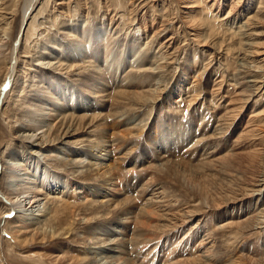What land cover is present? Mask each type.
I'll list each match as a JSON object with an SVG mask.
<instances>
[{"label":"bare ground","instance_id":"1","mask_svg":"<svg viewBox=\"0 0 264 264\" xmlns=\"http://www.w3.org/2000/svg\"><path fill=\"white\" fill-rule=\"evenodd\" d=\"M115 1L116 0H114V2ZM120 1L121 0L118 2ZM200 1L201 0H189V2H185L186 4L183 8L189 15L187 19L185 18V24L197 29H201L203 26L207 25L199 18L201 10L198 9L197 4L199 5ZM211 1L214 2L210 4L209 7L207 6L209 9V15L210 10H214L215 8L219 9V7H216L218 6L216 5V0H210V2ZM232 1L233 2L231 3V6L229 5L226 15L222 19V22L223 20H227L224 23H228L230 26L234 24L237 16L243 12L242 10L239 11V8L241 7L240 0L236 1V3L235 0ZM17 2H19L18 11L21 13L20 15L22 17L20 30H18L19 34L17 35L16 33V35H13V32L11 31L12 26H10L11 23H7L8 28H3L1 30L2 34H0L2 37L0 39V64L3 65L1 68L3 67L2 69L5 70L4 76L1 73L3 80L0 83V103L4 101L6 97H8L7 95H9V92L13 91V86L14 84L18 83L17 81L20 80L19 78H21V75L24 77L23 71L25 69L23 66H21L22 64L17 58V52L20 50L18 46L20 45L26 20L30 17L31 12L39 1L18 0ZM71 2L64 3V1H62L59 2V4L54 5V9L59 11L57 12V15H59V17L61 16L62 18H65L67 20H65L66 23L70 22L71 18L79 16L76 13V9H73V11L70 10ZM118 2H116V4ZM202 2H204V0H202ZM122 3L119 5V8L121 5H124V2ZM111 4L109 7H111ZM60 9H62L63 12H61ZM105 14H107V12ZM36 17L37 16H34L33 19H36ZM114 18L115 16H108L106 19V24L108 27L112 26V24L115 26ZM213 19H215V16ZM72 21L71 24L75 23V21ZM61 24L64 23L61 22ZM64 26L66 25H63V27ZM86 26L84 25L81 27V31L79 33L77 32L78 35L73 34V30L69 31L71 28H75L77 26H67L68 28H65L66 30H63V27H56L57 31H61V34L64 33L63 35L66 36L65 38H67V40L68 38L73 39V41L70 40L72 43L70 41V43L68 42L69 45L62 46L59 42H47L46 40H49L50 34L48 33L49 31L45 32L43 30V38L46 40L39 46L34 45L31 46L32 49L29 48L30 50L35 49L33 56H30L29 53H25L30 57L39 55L38 61L42 60L45 54L51 55L52 58L48 57L47 59H51V61H47L45 64H42L47 65L48 67L46 66L44 68L41 66L42 68L39 70L40 76L38 75L39 78L33 74L36 73V70L34 69L35 67L30 66L28 70L29 72L31 71L29 73V75H31L30 77L25 76L26 79H28L27 81H33L37 78L38 83L41 85L36 83L33 85L32 90L27 91L28 93H25L24 90L20 91V96L17 95L18 97H15L14 100L18 103H15L16 106L14 105L13 108L17 109V111L22 116L20 121L21 124H19L20 130L18 131L17 135H15V138H19V140L24 145H26V147H23V151L19 152L22 153L21 160H14V162L3 160L5 164H1L0 160V197L4 200L1 202L2 204L0 203V206H4L7 201L9 207L7 213L0 214V216L3 218L12 212L11 215L7 216L12 217L10 222L12 223L14 229V236H17L18 240L28 243L29 241H26L25 239L21 240V238L26 236L27 233H33L31 235L32 238L37 236L39 233L42 240L46 239L47 241L59 240L63 237L66 238L70 235H73L74 228L72 227V229L70 227L71 225L69 227H55L53 221L56 219L57 214L60 213L58 212L59 209L70 211L79 208L88 212L93 211L94 214L97 213L96 215H113L115 219V222L113 223H93L92 229H89L86 237H83V241L77 246L79 249H82V252H79L80 254L77 256V260H74L72 257L67 258V260H69V264H182L183 262H185V264L186 262L189 264H201L202 262L209 264L213 263V261H217V254L214 252V249H205L204 245L206 243L204 245L202 244L194 247L201 237L200 227L197 226L195 229L192 228V231L184 230V223H189L191 219H194V216L192 213L182 212L181 214L175 210L173 211V204H170L169 201L165 199V187L157 183L155 184L154 180L151 179L150 181L144 180L139 184L136 183V188H134V186L129 182V184L125 185L124 188H119V181H122V179H120L121 177L118 178V170L113 164H111V161H114L115 159H113V157L117 155V152H119V148L121 146L117 144L115 139H111V137L108 135H100L98 139L92 140V142L90 141L91 143L89 142V144L86 145H81V142L76 143L77 140L73 142L69 141L75 138V135L80 129L82 123L85 124L88 122V119H86L85 116L89 110L93 109V106H91L89 109L88 107H90V104L94 99L97 100V103L102 106V111H104V113L102 112L101 115H98L95 118H103L106 116L109 119L118 120L120 117H126L123 119L124 121L126 120V124L121 121L123 123L122 126L130 130L129 133H132L135 129H139L138 127H142L144 119L141 118V114L139 113L141 112L140 109H138L137 111L139 112L136 111L133 116L127 114L130 113L131 110V108H129L130 106L128 105L129 102L138 100V103L142 101L141 99H144L143 102L140 103L143 105L142 107H144L145 103H148L152 99L156 98L158 99L157 102L160 105L167 107L171 105L169 102L171 95L174 94V92L179 91L177 83L169 84L166 79V75H162V69L165 67L164 65L167 62L165 56L163 57L164 59H162V56L165 54L162 55L161 52L159 55L157 54V56L155 54H151V57H153L151 59L147 58L151 53H149L151 42L153 39L155 40L158 35H160L159 33L156 34L157 31H155L154 35L152 33V39L150 38L146 42V45H148L147 52L145 51L146 49H140L142 45L139 47L136 44L137 40L132 39V43L129 42L126 44V50L128 53L132 54V57L134 56L133 58L130 56L131 58L128 61L132 63L129 64V62L123 60L124 58L122 59L121 56H124L127 53L122 54V50H117V53L114 52L113 50L115 47H111L112 42H110L111 46L106 44L111 41L110 39H106L104 43V28H102L103 30L101 29L102 31L99 28L90 30ZM99 27L101 28V26ZM245 27H248V22L238 25V32L236 35H233V37L241 35ZM111 28L112 27H110V29ZM30 30V33H26L25 44L26 42H30L34 39L28 40V37L30 39V37L37 33L36 29L31 28ZM104 33L106 34V32ZM263 33L264 32L254 33L251 36H262ZM195 37L198 44L201 45L203 43L201 45L203 48H210L213 50L210 41L204 39L201 33L199 35L195 34ZM93 41L99 42H96L93 45ZM6 42H10L7 49L5 47ZM55 45L58 47L55 48ZM249 46L251 47H249L250 50L247 52L246 56L252 60L255 59L257 63H263L264 43L253 42V45L249 44ZM53 48L55 51L51 52L50 50ZM57 53L59 55H57V57L54 59L53 56ZM60 55L62 56L59 59L58 57ZM157 58H159V61H162L163 63L154 66L155 60ZM52 59L56 60V62L54 63ZM44 61H46V58ZM77 62H82L85 65L82 67L81 65H78ZM27 63L28 62H26V64ZM26 64H24V66H26ZM166 67L164 69H166ZM73 72H75L77 80H73V82H71L69 80L72 78L71 74ZM185 75L186 73L181 70V78H184ZM201 75L204 78L205 72L202 71ZM254 83L256 82L254 81ZM29 85H32V83L29 82ZM204 85L205 91L209 93V103L212 104L213 102L215 104V97L222 94L220 99H223V105H219L220 113L216 114V117H218V121H220V125L218 126L220 127L219 130L223 131V134L227 133L232 138L230 141H228L230 143H227L229 150L225 155L219 157L217 155L218 149L215 150L216 147L209 144L210 139H212V135H214L213 137L216 136L215 138L219 139V133L217 134L219 130L216 133L214 132V134L210 135V137L200 138L201 140L197 139L199 136H196L195 140H192L188 145L185 146V149L190 153L191 158L199 157L200 162H202L203 159H208L212 156L214 159H210L211 161L208 159L209 161L205 163V167L208 165L210 167L213 166V168H215L214 166L221 167V169L226 168V164H229L226 161L234 163L237 162L240 165V161H245L248 159L252 148H254L251 142L252 139H250V137L252 136L253 138H256L258 135L256 132H254L256 127H253L249 122L250 117L248 119V117H246L247 113L245 114V106L247 105L248 100L245 101L244 98L239 97L240 94L238 95L236 92H234L235 90L232 92L230 87L232 88L233 86L227 85L224 87L222 82L217 81V79L210 80L208 77L207 79H204ZM204 85H202V87ZM196 86L197 83L194 84V86H190L187 93L189 94L193 92L191 94H194V87ZM161 88L167 90L163 92ZM110 90H115L113 98L111 97ZM31 92H34L35 94L31 95ZM83 93L86 96L89 95V97L87 98L86 96H82ZM145 98L148 99L145 100ZM110 101L112 103H110ZM191 101H189V103ZM3 104L4 102L2 105ZM117 108L118 110H116ZM247 109L250 108L248 107ZM77 111H80L84 115L77 114ZM1 113L2 112H0V114ZM2 115L3 114H1L0 117H2ZM95 118L92 117V120ZM154 121L156 122V120ZM3 123H5V127L8 126V123L5 121ZM78 124L80 126H78ZM215 124L217 125L216 122ZM85 126H88V123ZM151 126L152 127L149 126L148 131L151 132L152 137L147 139L145 142V146L142 149L144 153L141 154L139 158L135 156V158L130 159V161L127 163L124 162V164L129 165L130 167L133 166L134 163L143 166L145 164L152 165V168L156 169L157 171L168 175L170 174L174 178L180 179V181H182L183 185L186 186L189 191L198 195L200 202L205 203V200H207L206 202L209 201V205H214L215 203L210 199L208 193L206 192V188L204 187V189L202 184H200L197 179V182H193L194 179L191 180L188 176L179 171L182 169V171L186 170L188 166H184L185 163L182 165V163L179 164L172 161V158H176L178 155H180V153L182 157L183 149L180 150L179 146L181 141L191 138V133H185L182 130L183 128L181 129V127H179L180 125H174V127H172L170 123L167 125L165 130H163V127H159L158 130H154L156 129V125L155 127L154 125ZM192 126L193 124L189 127H184V130L185 128H188L190 129V132H192ZM123 133L125 134V132ZM158 134H160L161 137H158ZM236 134L237 136L234 137ZM113 136L115 137V135ZM161 138H163V140L167 139L170 143V146L165 147L167 150L162 154H156V157H152L153 154L149 155L150 150L156 151L159 147H163V145L166 144L160 141ZM196 140H198L197 143L200 144L198 147L197 145L191 144ZM188 141L190 140L188 139ZM70 145H75L74 147H78V145H80L81 147H79L80 149H73L70 147ZM86 147L88 148L85 149ZM44 148H46V152L50 153L48 158L49 160L53 161L54 164H59V166L61 165L62 167H66V169L69 168L72 173L81 170L80 174L83 178L82 180H84L82 182L84 183L76 181L74 183L65 177H62V175H58L53 169L54 167L49 166V164L46 162L45 156L42 154V149ZM177 149L179 150L174 156L173 152ZM128 155L129 154L124 153V155H121L120 157L125 159ZM145 160H149L148 163H144ZM153 162H157V165ZM200 164H195V166L197 165V167H199L198 165ZM4 165L5 167H3ZM1 168H5L3 174ZM189 176L191 177L192 175ZM253 185L255 187L257 186L258 188L255 190L251 189V192H246L245 194L242 193L238 197H231L227 199L225 202L227 206L218 211V213L221 214H217L216 218L237 219V222L241 221L240 223L247 222L251 219L256 222L254 229L259 228L258 224L262 222L264 223V209L258 212L262 216L255 218L256 216L252 214L254 212L252 203L254 201L253 197L257 196V194L261 192V188L264 189V179H257V181L254 180ZM134 189L137 190L135 191ZM78 191L79 195H76ZM133 191H135V194H137L139 197L143 194L145 196L141 200L138 197L135 198V196H129V194L132 195L134 193ZM61 199L65 200V203L58 204L56 201ZM218 205H216V207H219ZM1 213H5V211ZM62 219L64 218L62 217L61 220ZM61 220H59V217L57 218L58 223ZM33 225H36L38 229L34 228ZM229 225L230 224L228 222L219 226V228H227ZM143 228H147L148 230L150 229L151 232H154L155 235H157V238L155 239V243H152L154 240H150L149 238V241L146 243L147 245L145 244L146 246L149 244V247L145 248L144 245L142 250L136 252V250H133L132 248V242H134L133 239L137 237ZM169 233L172 236H169ZM173 237H175V239ZM20 241L18 242L20 243ZM177 244H180L178 248L176 246ZM187 246L191 247L189 248V251H195L194 248L197 247L195 252L200 253V255H198L199 258L196 255L198 259L189 258L188 256L183 258V260L179 259L184 255L183 251L185 249L188 250ZM189 251L188 253H190ZM58 259L59 261L62 260V258ZM65 259L62 261H65Z\"/></svg>","mask_w":264,"mask_h":264},{"label":"rangeland","instance_id":"2","mask_svg":"<svg viewBox=\"0 0 264 264\" xmlns=\"http://www.w3.org/2000/svg\"><path fill=\"white\" fill-rule=\"evenodd\" d=\"M17 1L18 0H0V32H1L0 34H2L1 30L3 28L6 27L8 28L7 23L8 24L11 23L10 26H12L11 31L13 32V35H16V33L17 35L19 34L18 30H20L22 17L20 15L21 13L18 11L19 2ZM38 1L39 2L35 5L33 11L30 14V17L26 20L25 27L23 28L25 33L22 31L23 34L21 37L20 45L18 46L20 50L17 52V58L19 62L22 64L21 66H23V68L25 69L24 71L22 70L24 72L23 73L24 77H22L23 75H21V78H19L20 80L17 81L18 83L14 84L13 86L14 92L13 91L9 92L8 93L9 95H7L8 97H6V99H4V101L0 103V108H1L0 112H2L1 114H3L2 117H0L1 164H5L4 161L14 162V160L15 161L21 160L22 153L19 152L23 151V147L24 148L26 147V145H24L19 140V138H15L16 137L15 135H17L18 131L20 130L19 124H21L20 121L22 119V116L17 111V109L13 108L14 105L16 106L15 103H18L15 102L14 100L15 97L20 96L19 93L20 91L24 90L25 93H28L27 91L32 90L33 85H35L36 83L41 85L40 83H38L37 78H36L37 81L35 79L33 81H27L28 79H26V77L27 76L30 77L31 74L29 75V73L31 71L29 72L28 69L30 68V66H33L35 67L34 69L36 70V73L33 74H35L36 77L39 78L40 76L39 70L42 67L45 68L47 66L42 64H45L47 61L48 62L51 61V59L50 60L47 59L48 57L52 58V56L48 54L44 55L46 61H44L45 60L44 57H43L44 59L42 58V60L38 61L39 55H35V57H30L33 56L34 55L33 53L35 52V49L30 50L32 49L31 46L34 45L39 46L41 45L42 42L46 40L45 38H43L44 31L45 32L49 31L48 33L50 34L49 40L48 39L46 40L47 42H52V43L59 42L61 43L60 45L62 46V45H69L70 42L72 43L73 39L68 38L67 40V38H65L66 36L63 35L64 33L61 34V31H57L56 27L61 28L63 27V25H66L63 27V30H66L65 28H68L70 26H77L69 30V31L73 30L74 32L73 34H77V32L79 33L81 31V27H83L84 25L85 26L87 25L86 27L89 28L90 30H94V28H99L101 30L102 28H104V30L102 29L103 35L105 36L103 37V39L105 38L103 40L104 43L106 39L108 40L110 39L111 41H109V43L106 44H108V46H111L110 42H112L111 47H115L114 50L112 49L114 52L117 53V50L118 51L122 50L123 52L122 54L127 53L126 54L127 56L121 55L122 59L124 58L123 60L125 61H128L132 57L131 56L132 54L128 53V51L126 50L127 48H125L127 43L129 42L132 43L131 42L132 39L137 40L136 44L139 47L142 45L140 49L141 50L146 49L145 51L147 52L148 45H146V42L154 35L155 31H157L156 34L159 33L160 35H158V37L155 40L153 39V41L151 42V45L149 47V53L150 52L151 53L150 54L147 53L149 54L148 55L149 57L147 58L151 59L153 57V56L151 57V54H155L157 56V54L159 55L160 52L162 55L165 54L162 56V59H164L163 57L165 56L167 62L165 63L164 66L167 67L166 69H164L165 67L162 66L163 67L162 75L163 74L166 75V79L169 82V84L177 83L179 88L178 89L179 91L174 92V94H172L171 97L169 98L170 99L169 102L171 105L167 107L162 106L157 102L158 99L156 98L152 99L148 103H145L144 107H142L143 105L140 104L141 102H143L144 99H141L142 101L138 103H137L138 100H133L129 102L128 105L130 106L129 108H131V110L130 113L127 114L133 116L134 113H136V111L140 109L141 112L139 111L137 112H139L141 114V118L144 119V123L141 127L142 129L138 127L139 129L137 130L135 129L134 132L129 133L130 130L122 126L123 125L122 122L126 124V120L125 121L123 120L126 117H120L118 120L109 119L106 116H104L103 118H95L96 116L101 115L102 112L104 113V111H102V106L99 105L97 103V100L94 99L91 102L90 107H88L89 109L91 108V106H93L92 107L93 109L89 110V112H87L85 116L86 119H88V122L86 121L88 123V126H85L87 123L85 124L82 123L81 126L78 124V126H80V129L75 135V138L69 141L73 142L77 140L78 142L76 141V143L81 142L80 143L81 145L82 144L86 145L89 144L90 141L92 142V140L98 139L100 135L101 136L108 135L111 137V139H115L117 144L121 146L119 148V152H117V155L113 157V159L114 158L115 159L114 161L113 160L111 161V164H113L115 168L118 170V178L121 177L120 179H122V181L121 180L119 181V188L122 189L121 187L124 188L125 185H128L129 183L133 185L134 188H136V183L139 184L144 180L150 181L151 179L154 180L155 184L157 183L165 187L164 188L166 194L165 199H167V201H169L170 204H173L172 208L174 209L172 210L173 211L175 210L176 212L181 214L182 212L192 213L194 216V219H191L189 223L188 222L184 223L185 224V227H183L184 230L192 231L191 230L192 228L195 229L197 228V226L200 227L201 237L199 238L198 243L194 245V247L202 244L204 245L206 243L204 245L205 249L209 250L211 248V250L214 249V252H216L218 260L213 261V263H209V264H264V223L263 222L258 224L259 228L254 229V227L256 226V222L251 219L248 220L247 222L240 223L241 221L237 222V219L216 218L217 214H221L218 213V211L222 210L224 207L227 206L225 204L227 199L231 197H238L242 193L245 194L246 192H251L252 190L257 189L258 187L257 186L255 187L253 185V181L254 180L257 181V179H261V180L264 179V62L257 63L255 59L252 60L246 56L247 52L250 50L249 47H251L249 46V44L253 45V42L264 43V33L262 36H256V37L251 36L254 33L264 32V0H240L241 7L239 8V11L242 10L243 12L237 16V19H235L236 21L232 26H230L228 23L227 24L224 23L227 20H223L222 22V19L226 15L229 5L231 6V3L233 2L232 0H218V1L216 0V5H218L216 7H219V9L215 8L214 10H210V15H209L208 7L214 1L210 2V0L207 1L204 0V2H202L201 0L200 3L202 5L200 3L199 5L197 4L198 9L201 10L199 18L205 24H207L203 26L201 29L190 27V25L188 26L185 24V18L187 19L189 15L183 8L185 7L187 1L189 2V0H121L122 2H124V5H121L120 8L119 5L122 2L121 1H120L121 3L118 2L119 0H116L115 2L114 0L113 1L112 0H61V1L38 0ZM62 1H64V3L72 1L70 3L71 5L70 10L73 11V9H76V13L79 16L71 18L70 22L67 23H66L67 20L65 18H62L61 16L59 17V15H57V12L59 11H56L54 9L55 8L54 5L59 4V2ZM236 1L239 0H235V3ZM116 2H118L117 3L118 5L116 4ZM110 4L111 7H109ZM204 6L206 9L204 8ZM62 9L65 10L64 8ZM62 9H60L61 12H63ZM105 11L107 12V14H105L106 13ZM34 16H37L36 19H33ZM108 16L110 17L115 16L114 18L115 26H113V24L112 26L109 27L107 26L106 19L108 18ZM214 16L215 19H213ZM72 20H74L75 23L71 24ZM61 22H63L64 24H61ZM245 22H248V27L247 28L245 27L241 35H238L237 37H233V35H236V33L238 32L237 31L238 25H242V23ZM118 25H119V29H118ZM99 26H101V28ZM110 27L112 28L110 29ZM31 28L36 29L38 34L36 33L34 36L30 37V39L29 37L27 38L28 40L34 38L33 39L34 42L33 40H31L32 42L28 41L29 43L26 42L25 44L26 33L27 32L30 33ZM104 32H106V34ZM200 33L202 34V37H204V39L210 41L213 50L210 48H203L201 46L203 43L201 45L198 44L197 39H195L196 38L195 34L199 35ZM1 38L2 37L0 35V39ZM96 42L98 43L99 41ZM96 42L93 41L92 42L93 45ZM9 44L10 42L9 43L6 42L7 45V46L5 45L6 49L8 48ZM115 45L116 46L119 45V46L116 47ZM57 47L58 46L55 45V48ZM50 51L52 52L55 50L53 48ZM25 53H29L30 56ZM57 55L59 54L57 53L53 56L54 59L57 57ZM61 56L62 55H60L58 58L60 59ZM160 59L157 58L155 60L154 66L163 63L162 61H159ZM53 61L54 63L56 62V60ZM26 62L28 63L26 64ZM130 63L132 62H129V64ZM24 64H26V66H24ZM77 64L81 65L82 67L83 65H85L82 62H77ZM1 66L3 65L0 64V79H1L0 83L3 80L4 71H5L2 69L3 67L1 68ZM180 69L183 70L184 73H186L184 78H181ZM202 71L205 72L204 78L201 75ZM1 73L3 76L1 75ZM71 76L73 79L71 78L69 81L73 82V80H77V76H75V72H73ZM208 77L210 78V80L217 79V81H221L224 87H226L227 85L235 87L236 89L230 87V90L232 92L235 90L234 92H236L238 95L240 94L239 97L244 98L245 101L248 100L247 101L248 103L245 106L246 108L245 114L247 113L246 117H248V119L250 117L249 122L253 127H256V129H254L255 130L254 132H256V134L258 135L256 136V138H253L252 136L250 137V139H252L251 142L254 148H252V151L248 159H246L245 161H240L241 162L240 165L237 162L234 163V162L226 161L229 163L226 164V168L221 169V167H216V166H214L215 168H213V166L210 167L207 164L206 165L208 167L207 166L205 167L204 165L206 162H208L210 159L211 160L214 159L212 156L211 158H208L209 160L203 159L204 162L203 161L200 162L199 157L191 158L190 153L187 152L185 149V146L188 145L189 142H191L192 140H195L196 136H199L197 139L201 140L200 138L210 137V135L214 134V132L216 133L220 129V127H218L220 125V121H218V117H216V114L220 113L219 105H223L222 104L223 99L222 100L220 99L222 94L217 95L215 97L216 99L215 104L213 102L212 104L208 102L209 93L205 91V85H204V79H207ZM254 81L256 83H254ZM29 82H31L32 85H29ZM196 83L197 86L194 87L195 88L194 94H191L193 92L188 94L187 92L189 87L192 85L194 86V84ZM202 85L204 86L202 87ZM162 90L163 92H165L167 89H162ZM110 93H111V97L113 98L115 90L113 91L110 90ZM34 94H35L34 92H31V95ZM82 96H86V95L83 93ZM86 97L88 98L89 95ZM146 99L148 98H145V100ZM189 101L191 102L189 103ZM3 102L4 104L2 105ZM110 103L112 102L110 101ZM248 107L250 109H247ZM116 110H118V108ZM77 114L84 115L80 111H77ZM92 117L95 119L92 120ZM154 120H156L157 123ZM4 121L8 123L7 127H5V123H3ZM215 122L217 123V125L215 124ZM169 123L172 125V127H174V125L177 126L180 125L179 127H181V129L183 128L182 130L185 133L188 132L191 133L190 134L191 138L184 139V141H181V144L179 146L180 150L183 149L182 157L180 153V155L177 156L178 158L177 157L174 159L172 158V161L177 162L179 164L182 163V165H184L185 163L184 166H188L186 170L182 171L183 170L182 169L179 171L184 173V175L188 176L191 180L194 179L193 182L198 181L200 184H202L203 188L204 187L206 188V192L208 193L210 199L214 201L215 203L214 205H209L208 204L209 201L206 202L207 200H205V203L200 202L198 195H196V193H192L191 191H189L186 188V186L183 185L180 179L174 178L170 174L168 175L161 173L156 169L152 168V165L145 164L143 166L133 162L134 163L133 166L130 167L129 165L124 164V162L127 163L128 161H130V159L135 158V156L139 158L141 154L144 153L142 150L145 146L144 144L147 141V139H150V137H152L151 132L148 131L149 126L152 127L151 125H154L155 127L156 125V129L154 130H158L159 127H163L164 128L163 130H165V128H167V125ZM191 123L193 124V126L191 127L192 132H190V129L188 128H185V130L188 129L187 131H185L184 127H189L190 125H192ZM9 129L11 132L9 131ZM123 132H125V134ZM217 134L219 139L215 138L216 136L213 137L214 135H212V139H210L209 144L215 146L216 147V148L214 147L215 150L218 149L217 155L219 157H222L228 152L229 147L227 143H230L228 141H230L232 138L227 133L223 134V131L221 130H219ZM113 135H115V137ZM236 136L237 134L234 137ZM158 137H161L160 134H158ZM188 139L190 141H188ZM160 141L166 144L163 145V147H159L158 150L156 151L150 150L149 155L153 154L152 157H156V154H162L167 150L165 147L170 146V143L168 142L167 139L163 140V138H161ZM197 141L198 140L192 142L191 144L197 145L198 147L200 144L197 143ZM74 146L70 145V147H72L73 149L74 148L80 149L79 147H81L80 145H78V147H74ZM87 148L88 147H86L85 149ZM179 149L173 152L174 156ZM124 153L129 154L125 158L126 160L120 157L121 155H124ZM42 154H44L45 160L49 164V166L54 167L53 169L58 175H62V177H65L66 179L74 183L75 181L80 183L84 181L82 180L83 178L81 177L80 174L81 170L72 173V171H70L69 168H67L68 169L67 170L66 167H62L61 165L59 166V164L56 163L54 164L53 161L49 160L48 155L50 153L46 152V148L42 149ZM148 161L149 160H145L144 163H148ZM153 163L157 165V162H153ZM195 164H200V165H198L199 167H197V165L195 166ZM3 167H5V165ZM1 170L3 174L5 168L4 169L1 168ZM189 175H192L191 176L192 178ZM134 190L136 191L137 189ZM135 191H133L134 193L132 195L129 194V196L131 197L135 196V198L138 197L140 200L145 196L143 194L139 197L137 194H135ZM76 195H79V191L76 193ZM253 200L254 201L252 203L253 204L252 207H254L253 208L254 212L252 214L256 216L255 218H258L262 216L258 212L264 209L263 188H261V192L258 193L257 196L253 197ZM3 201L4 200L1 199L0 197V203ZM56 202L58 204H61V203H65V200L61 199V200H57ZM6 204L7 201L5 205ZM5 205L0 206V214H6L7 211L9 210L8 204L6 206ZM216 205H218L219 207H216ZM138 206H139V202H138ZM3 211H5V213H1ZM58 212L60 213L57 214L56 219L53 221L55 227L57 228L61 226L69 227L71 225L70 227L74 228V229L72 228L74 231L73 235H70L69 237L66 238L63 237L59 240L47 241L46 239L42 240L39 233L34 238L31 237L33 233L31 234L27 233L26 236L21 238V240L25 239L26 241H29L28 243L22 242L18 240L17 236H14L13 234L14 229L12 223L10 222L12 217L7 216V215H11L12 212L7 214L3 218L0 216V264H69V260H67V258L72 257L74 258V260H77L78 258L77 256H79L80 254L79 252H82V249H79L77 246L83 241L82 238L86 237L89 229H92L93 223L95 224L96 222L97 223L100 222L107 224L110 222L112 223L115 222L113 215H106V216L102 214L96 215L97 213L94 214L93 211L88 212L79 208L70 211H64V209L61 210L59 209ZM58 217L59 220H61L62 217L64 219H62L58 223L57 222ZM228 222L230 225L227 228H223V229L219 228V226ZM33 227L38 229L36 225H33ZM149 230L147 228L141 229L140 233L138 234L139 236L137 235V237L133 239L134 241L132 242L133 250H136V252L142 250V248H144V245L149 241V238L150 240H154L152 241V243H155L156 241L155 239L157 238V235H155L154 232H151V230L150 231ZM140 235L144 236L145 238ZM205 235L207 236V239ZM169 236L172 235L169 233ZM173 238L175 239V237ZM18 241H20V243ZM146 245L145 248L149 247V244L148 246ZM176 246L178 248L180 244L179 245L177 244ZM187 248L188 250L185 249L183 251L184 255L181 256L179 259L183 260V258H186V256H188L189 258H197L198 255H200L199 252L198 253L195 252L197 250V247L194 248L195 251H189V248L191 247L187 246ZM188 251L190 253H188ZM188 254L190 255L192 254L193 256L191 255L190 257V255ZM58 258H62V260H64L65 258L66 259L65 261L62 260L59 261ZM183 263L185 264V262ZM186 264L189 263L186 262ZM201 264H208V263L202 262Z\"/></svg>","mask_w":264,"mask_h":264}]
</instances>
